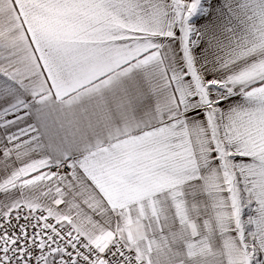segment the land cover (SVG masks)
<instances>
[{
    "label": "snow or ice",
    "instance_id": "snow-or-ice-1",
    "mask_svg": "<svg viewBox=\"0 0 264 264\" xmlns=\"http://www.w3.org/2000/svg\"><path fill=\"white\" fill-rule=\"evenodd\" d=\"M0 264H264V0H0Z\"/></svg>",
    "mask_w": 264,
    "mask_h": 264
}]
</instances>
